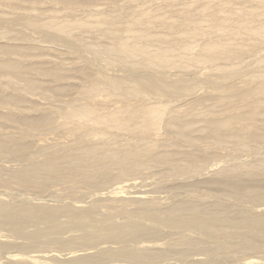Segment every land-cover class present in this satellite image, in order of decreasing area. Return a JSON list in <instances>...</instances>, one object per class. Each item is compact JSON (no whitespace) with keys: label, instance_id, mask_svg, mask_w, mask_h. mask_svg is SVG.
Listing matches in <instances>:
<instances>
[{"label":"bare ground","instance_id":"1","mask_svg":"<svg viewBox=\"0 0 264 264\" xmlns=\"http://www.w3.org/2000/svg\"><path fill=\"white\" fill-rule=\"evenodd\" d=\"M12 1L14 0L6 1L4 7L7 5V8L11 7V10L13 8V10L17 9L25 12L24 15L21 14L20 16L19 14V16H16V19L13 20L15 23H22L21 25L36 31V33L50 37L54 41L64 44L67 48H80L79 51L83 53L87 51L92 56V59L103 60L110 64L112 69L121 68L124 69L125 73L132 72L134 74V78L124 77L122 79L117 75L111 79L104 78L99 74L87 76V79L94 86V88L84 93L87 98H99L103 92H107L111 97H116L117 94L121 93L123 95L121 98H144L148 101L151 95L157 97L158 100H162L166 96H175V99H179L183 94L185 97L191 92L198 93L197 96L194 94L192 98L189 97V100H184L183 105L179 104L182 105L181 107H189L184 119L176 116L179 111L167 109V106L161 104L162 102L157 104L155 102L156 105L146 102V105L138 104L135 108L127 109L126 111L117 110L105 113L96 110L92 104H88L85 101L79 106L56 110L58 111L56 115L48 114L50 118L33 122L23 120L24 123L21 124L22 128L19 131L25 135H28L32 130L45 128L53 135L62 134L63 136L66 135L65 138L90 139V141L87 142V145L80 146L78 144L64 150L59 149L60 151H55V153H60L58 157L52 155L54 147L48 148V153L44 155L46 156L44 160L38 163L35 161L31 162L28 169L21 174L20 172H15L16 181L22 185L25 186L26 182L28 183L29 181H35L33 182L35 188L44 186L45 183L62 184L67 181L68 176H72L76 172L90 174L102 170L107 174L112 169H118L120 174L115 177L119 178L109 180L116 181V179L127 177L128 174L143 168L149 167L150 169L154 165L168 166V171L175 178H184L189 175L194 177L202 176L203 174L201 173H204L206 169L200 167L196 170L201 165V160L199 159L201 156L198 157L192 154L187 156L189 158L186 160L185 158L177 159L178 155L182 153L181 150H173L170 153L166 152L163 154L154 152L157 143L155 144L150 139L154 140L161 129L167 134L171 133L170 136L181 141L185 139L188 142H192L189 137L192 133H196L198 138H202V135L209 137L206 139L210 140L209 143L211 142L213 145L226 147L229 142H235L239 152L240 150H246L249 153H259L264 148V0H208L207 2L203 0H155L156 4L152 5L154 7L135 10L133 15L126 17L125 23H123L125 18L120 14V11L124 10V4H135L137 0H110V6H113L114 11H109L110 14L107 15L101 14L100 16L98 14L99 18H96L97 20H90L89 17L78 20L73 17V10L79 7L77 5L80 2L79 0H48L49 2L28 0L25 3L28 6L21 5L26 0L23 2L22 0ZM3 2L4 0L0 5ZM39 4L61 5L66 14L59 19L48 17L44 21L37 14ZM118 4H121V7ZM97 5H99L97 0H89L85 3V7L90 10H94V8L98 7ZM168 5L177 9L175 13L180 12L182 16L181 19L179 18L180 20L172 21L173 18L171 20L163 15L167 11L170 13ZM128 9L130 8L128 7ZM5 10L7 11L8 9L5 8ZM96 11L100 13L99 9ZM182 11L185 14H182ZM189 12L194 13L192 16L198 13L197 17L202 16L204 19L202 21H199V18L198 20L197 18L189 19L187 17ZM4 16L1 15V17ZM47 19L50 21L47 22ZM154 25L158 26L159 33L154 32V29L152 32ZM120 28L123 32H121ZM95 31L101 33L104 42L109 40V47H105L104 43L101 46L98 44L85 46L84 44L77 45L75 43L76 32L85 34V32L92 33ZM124 32L126 34L128 32L130 41L123 36ZM98 36L100 35L98 34ZM151 45H157V49H149ZM2 52L4 54H7V52L15 54L13 50L8 48H3ZM175 55L180 57L177 56L176 60L174 59ZM185 58L188 66H200L202 69H207L206 71L209 74L205 76L204 81L200 80V78H198L200 81L195 78L198 80L196 83L191 85L189 83L184 84V91L177 86V84L179 86L180 84L182 85V79L169 84L168 81L159 79V77H153L152 75L155 73L151 75L148 72L149 70H156V72L162 73L168 70L181 69L182 65L185 64L181 65V61ZM187 65H184L185 69L189 68ZM22 66V64L10 59L4 60L0 62V74L21 83L26 91L38 90L41 85L29 78L26 73L38 75L41 72L40 69L36 66L23 69ZM62 69L63 67L45 68L42 75L59 81L61 79L58 71H63ZM27 70L30 71L28 72ZM192 72L191 74L193 75L194 73ZM187 77L190 79L189 76ZM184 79L185 81L187 80L186 78ZM134 81L136 82L133 83ZM172 81L174 80L172 79ZM95 89L97 90L95 91ZM20 98L18 97V101ZM9 100H11L9 96L5 97L3 93L0 95L1 104L7 103ZM233 100L238 102L237 107H233ZM211 102L214 103L209 105ZM227 105L230 108H245L246 110L227 116L228 111H226L227 113L217 114L212 109ZM181 110H184V108H180ZM171 112L176 115L173 114L174 116L170 117L168 113ZM6 116H9V114H0L2 119H7ZM51 118L57 120L53 121ZM200 119L201 124H199ZM111 131L114 132L117 138L122 135L131 136V141H129L130 139L127 140L126 145L128 148L122 145V150L119 148L114 150L112 147H115V140H111L113 144H110L109 138ZM11 138L12 136L5 137L7 141ZM123 138L126 139L125 137ZM147 139H149V143L146 141ZM116 140L119 141L118 139ZM193 143L196 144V142ZM248 143H253L255 146L252 148ZM1 148L2 144L0 142ZM207 151H203L204 155L208 154ZM215 162L218 163L217 161ZM250 162L245 161L244 165L231 170L226 169V171L224 170L225 172H215L217 173L216 178H210L209 180L205 178L199 179L200 183L198 182L193 187L189 186L192 190H196L199 186L209 190L206 195L208 198L211 196L213 203L208 207L201 205L199 200L184 202L177 199L178 201L173 202L174 204L167 210H162L161 208L122 210V213L123 211L127 213L126 218L128 221L119 226L115 225L117 224L115 221H110L111 216H105L107 212L105 211L106 213L104 214L101 208H88L90 209L88 211H79V208L75 210L65 208L67 206H49L44 203L34 207L23 206L14 212V207L11 209L6 203H0V225L8 224L14 226L15 236L30 237L37 241H59L60 232L64 228L69 227L83 233V237L80 238V243L82 244H89L88 242L90 241L101 239H114L125 242L128 236L143 238L151 234L150 231L135 230L133 227L135 222L148 227L154 225L157 228H174L181 230L182 233L196 232L203 238V241H201L202 238H199V240L192 238L183 243L181 242L182 244L173 245L178 251L172 253V255H166L159 251H156V253L155 251L150 253L143 251L141 254V252L137 253L129 249L128 251L131 252V255L125 254L127 250L122 253L123 257L138 264H155L173 259L177 264L179 262L180 264H188V257L191 253H202L214 257L220 251L222 253L227 249L226 245L223 246L225 238L240 242L249 247H246L247 250L256 251L255 248H264V210L262 209L264 207V181L255 177L260 176L264 180V158H257V164ZM80 173L79 175H81ZM209 173H205V175L208 176ZM76 174L78 175V173ZM25 177H29L26 182L24 180ZM243 177L249 179L247 180ZM123 182L126 181L124 180ZM123 182L121 181L120 183ZM129 183L131 182L128 181ZM105 184H108L107 181ZM86 185L89 186L90 190L95 188L94 183L89 181L86 182ZM255 186H263V189L254 191L253 187ZM119 192L121 193V191ZM124 192H126L125 189ZM133 194L135 195V193ZM191 194L193 193L191 192ZM217 195L230 197L233 201L217 199ZM137 196L140 197L141 195ZM143 199L136 198L135 202H141L142 204L144 202ZM130 200L132 199L129 198L127 202ZM152 206H154V203ZM112 212L115 213L116 211ZM59 216L66 218L65 223L57 222ZM235 223H238V227L245 229L246 232L233 231L234 228H237ZM25 224H31L35 231L31 234L20 231L21 226ZM42 227H46L47 230ZM255 241H259L262 244H256ZM212 244L215 247L212 248ZM139 246L141 248L143 245ZM108 257H113V255L110 254Z\"/></svg>","mask_w":264,"mask_h":264},{"label":"rangeland","instance_id":"2","mask_svg":"<svg viewBox=\"0 0 264 264\" xmlns=\"http://www.w3.org/2000/svg\"><path fill=\"white\" fill-rule=\"evenodd\" d=\"M2 1L3 0H1L0 3ZM6 1L8 0H4L3 4L0 5V60H1L0 62L10 59L11 61H15L22 64L23 69H25V67L36 66L41 71L40 73H38V75H33V74L29 75L28 73H26V75L29 78H31L32 80H34L35 82L41 85L39 86L38 90H33V91H28V90L26 91V89L23 87L21 83L13 81L7 76L0 74V95H2L3 93L5 97L9 96L11 98V100L7 101V103L1 104L0 102V114L3 115H6L7 113L9 114V116H6L7 119L0 118V142L2 144V148L0 149V172H1L0 203L2 204L6 203L9 207H11V209L14 207L13 208L14 212L19 210L23 206L34 207L36 205L39 206L43 205L44 203H47L49 206H54V205L57 207L59 205L61 207L67 206L65 208L68 209L71 208L77 210V208H79L78 209L79 211H88L93 208H101V211H103L104 214L107 212L105 216L107 215L111 216L110 221L112 222L115 221L117 223L115 225L122 226L123 223L125 224L128 221L126 218L127 213L123 211L124 213L123 214L122 210H126V211H128L127 209L140 210L143 208H149V209L161 208L162 210H167L178 200L179 201L182 200L184 202L191 200H199L201 205L208 207L213 203V199L210 198L211 196H209L210 198L209 199L208 196L206 195L207 193H209V190L205 187H200V186L199 188L196 189L197 191L191 189V187L198 184V182L199 183L201 182L199 179L205 178L209 180L210 178H216L217 173L215 172L218 171L225 172L226 169L231 170L232 168L240 167V165H244L245 161L246 162L251 161L250 163L257 164L258 163L257 158H264L263 156L264 148L259 153L256 152L249 153V151L246 152V150L245 151L240 150L239 152L235 142H229L228 146L226 147L213 145L211 142L209 143L210 140L206 139L209 137H207L206 135H202V138L201 137L198 138L196 133H192L189 137L192 140V142L190 141L188 142L185 139H182L181 141L174 138L173 136H170L171 133L167 134L163 129H161L159 131L161 134L158 133L154 140L150 139L151 141L155 142V144L157 143L154 152L158 154H163L166 152L170 153L173 150L174 151L181 150L182 153L178 155L177 159L185 158L186 160L189 158L187 156H190L192 154L197 155L198 157L201 156L199 158L201 160V165L196 170H198L200 167H203L206 169V171L207 170L208 171L207 172L205 171L204 173L199 172L203 174L200 177H194L189 175V176H185L184 178H175L172 176L171 172L168 171V166L154 165L150 169L149 167L143 168L142 170L128 174L127 177L121 178L122 180L116 179V181L115 180L109 181V180H111L112 178L113 179L119 178V177H115L117 175L119 176L120 174V170L118 169H112L110 170L111 172L107 174L102 170H101L102 172L95 171L90 174L76 172L78 173V175L74 173L72 176H68V178L66 179L67 181L65 180L66 182L62 184L53 185L50 183H45L44 186H40L37 188H35L33 184V182L35 181H29L28 183L26 182L27 179L29 180V177L24 178L26 182L25 186L22 185L20 182H17L16 181L17 179L15 177V172L17 173L20 172L21 174L22 172L28 169L29 165H31V162L35 161L38 163L44 160V158H46V156L44 155L48 153L47 150L48 148L54 147V151L52 155L58 157L60 156V153L59 152L55 153V151L59 149L64 150L65 148L67 149L69 147H74L78 144L80 146L87 145V142L90 141V139H81V138L71 139L68 137L65 138L66 135L63 136L62 134H58V133H57L58 135H53L45 128H41L39 130L37 129L32 130L28 135L27 134L25 135L22 134L21 131H19V129L22 128L21 124L24 123L23 120L33 122V121H38L40 119L50 118L48 114L56 115V113L58 112L56 110L69 108L70 106H79L85 101H87L88 104H92L96 110L105 113H110L111 111L115 112L117 110L126 111L127 109L135 108L136 105L138 104L146 105V102L148 103L151 102L152 103L151 105L153 104L156 105L158 102L159 103L162 102L161 104L163 106H167V109L172 111H174L175 109L176 111H179L177 115L173 112L168 113L170 117L176 115L184 119L186 117L187 110H189V107H184V106L181 107L184 104V100L187 99L189 100V97L192 98L194 94L197 96L198 93L191 92L185 97L183 94L181 96L182 99L179 98L181 101L179 99H175V96H166L163 97L162 100H158L157 97L151 95L148 101L144 98L141 99H134L133 97L121 98L123 97L121 93L117 94L116 97H111L107 92H103L99 96V98H94V97L87 98L84 95V93L87 90L94 88L93 83L89 81V79H87V76H91V75L94 76L95 74H99L104 78L111 79L117 75L118 77L120 76V79H122L124 77L134 78V74H132V72L125 73L124 69L121 68L112 69L111 68L112 66H110V64H108L103 60L92 59V56L89 55L87 51L83 53L79 51L80 48H76V47H73L72 49L67 48L64 46V44L58 43L50 37L36 33V31H33L21 25L22 23L20 24L15 23L13 20L16 19V16H19V14L20 16L21 14L24 15L25 12L21 10L19 11L17 9L13 10V8L11 10V7L7 8L8 7L7 5H5L4 7V3ZM15 1L16 0L12 2ZM23 1L24 0H22V2ZM27 1L28 0H26V2L21 3V5L28 6L27 4H25L27 3ZM43 1L49 2L48 0H43ZM79 1L80 2H78L77 4L79 7H76L73 10L74 11L73 17L78 20L86 19L88 17L90 20H97L99 18V15L100 16L101 14L107 15L110 14V12L114 11L113 6L112 5L110 6L111 4L110 0H97L99 5H97L98 7L96 8L100 10V13L98 11L95 12V10H97L96 8H94V10L93 9L90 10L85 7V3L89 0H83V1L79 0ZM203 1L207 2L208 0H203ZM146 2L147 4H145ZM138 4L140 5L138 6ZM155 4H156L155 0H151V1L137 0L135 4H127V5L124 4L123 6L124 10H121L122 12L120 11V14L123 16V18H125L123 23H125V21L129 16L133 15V12L135 10L145 9V8L150 9V7ZM118 5L121 7V4ZM134 5H137L138 7ZM174 6H178L179 8L181 7L179 5H174ZM128 7L130 9H128ZM131 7L133 8L131 9ZM171 7H169L168 5L170 13L167 11L163 15L165 17L170 18L171 20L173 18L172 21L180 20L182 18L180 12L175 13L177 9ZM5 8L8 10L6 11ZM1 11H3L4 14H2L3 12ZM64 12L65 11L61 7V5L49 6L48 4H39L37 9V14L40 15V17L43 18L44 21H46L45 19L48 17H51V19H55V18L59 19L62 15L66 14ZM183 12L184 11H182V14H185ZM188 14L189 15H187V17L189 19L197 18L198 20L199 18V21H202V19H204L202 18V16L197 17L198 13L195 16H192L194 13L189 12ZM1 15L2 16L5 15V16L1 17ZM49 21L50 20L47 19V22ZM154 26L156 27V29L155 27H153L152 32L155 30L154 32L159 33L158 26L157 25ZM133 28L131 29L133 30ZM121 32H123L122 29ZM80 33L79 32L75 33V43L77 45L84 44L85 46H88V45L98 44L101 46L104 43L105 47H109L108 45L109 40H105L104 42V38H102L101 33L99 32L96 31L92 32L93 34L91 32L90 33L85 32V34L84 33L80 34ZM98 34L101 37L98 36ZM123 36L129 40L128 32L127 34L124 32ZM3 48H8L10 50H13L15 54H10L8 52L7 54H4L2 52ZM152 48L153 50L157 49V45L154 46L151 45L149 49L152 50ZM20 56L21 58L19 59ZM177 56L178 55H175L174 59L180 57ZM181 65H182L181 69H177V70L173 69L162 73H158L156 72V70H149L148 72L151 73V75L155 73L154 75H152L153 77H159V79L161 78L165 81H168L169 84L170 83L173 84V82L175 83V81L182 79L181 82L182 85L180 84L179 86L177 84L180 90L184 89V84L186 83H189L190 85L196 83L199 80L198 78L204 81L205 76L209 74V72L206 71L207 69L206 70L202 69L200 66H193V67L188 66L186 63V58L181 61ZM184 65H187V67L189 68L185 69ZM58 67L59 68L63 67L62 69L63 71L61 70L58 71L59 78L61 80L59 81L53 80L49 77L46 76L44 77L42 75L45 68L52 69ZM27 71L29 72L30 70ZM191 72L194 73L195 75L194 74L192 75ZM172 73L174 75L177 74L175 75L176 77ZM169 74L172 76H170ZM183 74L186 75L184 76ZM187 76H189L190 79ZM184 78L187 79L186 80L187 82L185 81ZM192 78L194 79L196 78L198 80L196 79L194 80ZM172 79L174 81H172ZM188 79L190 80V82ZM135 82L136 81H134L133 83ZM96 90L97 89H95V91ZM201 92L203 93V91ZM18 97H21L19 101H18ZM213 103L214 102H211L209 103V105ZM232 105L233 107H237L238 102L234 101ZM180 108H184V110L180 111ZM198 109H202V108H198ZM212 109L217 114L227 113L226 111H228V113L226 114L227 116L232 115L233 113L236 112H242L246 110L245 108L244 109L230 108L228 105L218 106L217 108H212ZM51 119H53V121L57 120L55 118H51ZM199 124H201V119ZM9 136H12L13 139L11 138L9 141H7L5 137H9ZM109 136L111 142L110 144H113L112 141L115 140L114 146L116 148L112 147L114 148V150H116L117 148L122 150L123 148L122 145L125 146V148H128L126 144L128 142L127 140H129L131 136L129 137L122 135L117 138L114 135L113 131L110 132ZM111 136L113 137L111 138ZM123 137H125L126 139H124ZM116 139H118L119 141H117ZM78 140H81L82 142ZM183 140L187 142L185 143V141ZM129 141H131V139ZM146 141L149 143V139H147ZM193 142H196V144ZM248 145L252 146V148L255 146L253 143L252 144L248 143ZM257 146L259 145L257 144ZM172 147L175 149H173ZM203 151H207L208 154L204 155ZM216 154L217 156H215ZM25 155L28 157H26ZM214 160L217 161L218 163H216ZM79 173L82 176L79 175ZM205 173H209V175L207 176L205 175ZM255 177L256 179L258 178L264 181L263 178L260 176H255ZM243 178L244 179L246 178L247 180L249 179L247 177H243ZM252 178L255 179L254 176H252ZM120 180L122 182L125 180L126 182L120 183L121 182ZM88 181L94 183L95 188H92L90 190L89 186L86 185V182ZM106 181L109 185L105 184ZM128 181L134 183H132V185L131 183H129L131 185L130 186L128 184ZM100 185L101 187H99ZM121 188L123 189L121 190ZM124 189L126 192H124ZM262 189L263 186L253 187L254 191H261ZM142 190L145 192L143 193ZM119 191H121V193ZM191 192L194 195L191 194ZM133 193H135V195ZM137 195H141V196L139 197ZM129 198L132 200L127 202ZM134 198L135 199L144 198L143 199L144 202H142V204L141 202L140 203L135 202ZM216 198L233 201L230 197H225L220 195H217ZM123 199L124 201H122ZM153 203L154 206H152ZM145 205L147 206L145 207ZM262 209L264 210V207H262ZM112 211H116V212L114 213ZM59 221L60 223H65L66 218L65 217L63 218V216H59L57 218V222L59 223ZM235 224L237 225V228H234L233 231L246 232L245 229L238 227V223ZM133 227L135 230L150 231L151 234L143 238L142 237L132 238L131 236H128L125 242H121L114 239H110V240L101 239L92 242L90 241L88 242L89 244H84V243L82 244L80 243L81 242L80 238L83 237V233L77 229H72L69 227L64 228V230L60 232L58 236L60 237L59 241H47V240L37 241L36 239L33 240L30 237L15 236L16 233L14 231L15 230L14 226H10L8 224L7 225L1 224L0 225V264H138L129 261L128 259L123 257L122 253H124V251L127 250L125 254L131 255V252L128 251L129 249L132 250L133 252H137V253L141 252V254L143 251L148 253L152 251H155L156 253V251H159L166 255H172V253L178 251L175 247H173V245L174 246L175 244L178 245V243L182 244L183 242L190 240L192 238L198 240L199 238L200 239L202 238L196 232L182 233V231L178 229L164 228V227L157 228L154 225L152 227H148L138 222H135L133 224ZM44 229L47 230L46 227ZM20 231L26 234H31L35 231V228L31 224H25L21 226ZM201 241H203V238L201 239ZM255 243L259 245L262 244L259 241H255ZM139 245L141 246L145 245V246L144 247L142 246L140 248ZM225 245L227 247L225 252L221 253L220 251L219 252L220 254L217 253L214 257H210L202 253H199L200 255L197 253H191L188 257L189 259L187 263L188 264L189 263L190 264H231V263L257 264L259 262V264H264L263 247L255 248L256 251L254 250L251 251V250H247V248L249 247L241 244L240 242L235 240L231 241L226 238L223 243V246ZM211 247L213 248L215 247V245L212 244ZM103 254H107V255H103ZM110 254H112L113 257L109 258L108 255ZM165 257L174 258L172 256H165ZM155 264H177V263H175L173 259L171 261L165 260L163 262H159ZM178 264H180V262Z\"/></svg>","mask_w":264,"mask_h":264}]
</instances>
